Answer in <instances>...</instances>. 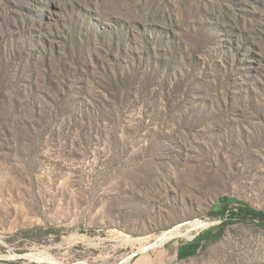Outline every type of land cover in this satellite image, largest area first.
Masks as SVG:
<instances>
[{
	"label": "rangeland",
	"instance_id": "1",
	"mask_svg": "<svg viewBox=\"0 0 264 264\" xmlns=\"http://www.w3.org/2000/svg\"><path fill=\"white\" fill-rule=\"evenodd\" d=\"M239 203L264 213V0H0V264H264Z\"/></svg>",
	"mask_w": 264,
	"mask_h": 264
},
{
	"label": "crops",
	"instance_id": "2",
	"mask_svg": "<svg viewBox=\"0 0 264 264\" xmlns=\"http://www.w3.org/2000/svg\"><path fill=\"white\" fill-rule=\"evenodd\" d=\"M197 247L198 246L196 243L189 245H179L174 243L164 246L154 253L141 255L140 257H137L131 264H174L176 261L194 254L197 250Z\"/></svg>",
	"mask_w": 264,
	"mask_h": 264
},
{
	"label": "trees",
	"instance_id": "3",
	"mask_svg": "<svg viewBox=\"0 0 264 264\" xmlns=\"http://www.w3.org/2000/svg\"><path fill=\"white\" fill-rule=\"evenodd\" d=\"M226 201V199H222V202ZM238 215L231 217L226 222H240V223H257L261 228L264 229V213L257 211L253 208H250L249 206L245 204H238ZM223 223L221 228L218 231L217 237H219L222 234V227L226 224Z\"/></svg>",
	"mask_w": 264,
	"mask_h": 264
},
{
	"label": "bare ground",
	"instance_id": "4",
	"mask_svg": "<svg viewBox=\"0 0 264 264\" xmlns=\"http://www.w3.org/2000/svg\"><path fill=\"white\" fill-rule=\"evenodd\" d=\"M201 228H202V226H200V227H195V228L193 227V230H194V229L199 230V229H201ZM191 230H192V229H191ZM193 230H192V231H193ZM188 232H189V231H188ZM170 234H171V233H170Z\"/></svg>",
	"mask_w": 264,
	"mask_h": 264
}]
</instances>
